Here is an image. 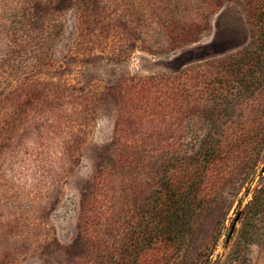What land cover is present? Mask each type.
Listing matches in <instances>:
<instances>
[{"label":"rangeland","instance_id":"rangeland-1","mask_svg":"<svg viewBox=\"0 0 264 264\" xmlns=\"http://www.w3.org/2000/svg\"><path fill=\"white\" fill-rule=\"evenodd\" d=\"M251 1L0 0V264H264Z\"/></svg>","mask_w":264,"mask_h":264},{"label":"trees","instance_id":"trees-1","mask_svg":"<svg viewBox=\"0 0 264 264\" xmlns=\"http://www.w3.org/2000/svg\"><path fill=\"white\" fill-rule=\"evenodd\" d=\"M248 15L250 19V36L252 41H256L254 47H249L245 51L244 58L245 62L243 65L247 68L254 67L257 69V76L254 79L255 84L259 87H264V0H253L248 9ZM242 64V63H241ZM182 98L185 96L182 94ZM139 97L133 95L129 99V105L132 106V113L138 112L139 108L138 99ZM179 197V195H175ZM177 208L173 210L172 215H178L179 204Z\"/></svg>","mask_w":264,"mask_h":264}]
</instances>
